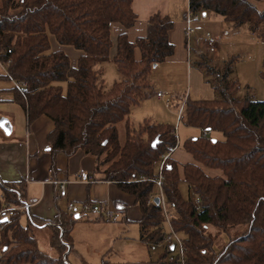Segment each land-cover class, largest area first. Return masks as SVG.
I'll return each mask as SVG.
<instances>
[{
	"label": "trees",
	"instance_id": "1",
	"mask_svg": "<svg viewBox=\"0 0 264 264\" xmlns=\"http://www.w3.org/2000/svg\"><path fill=\"white\" fill-rule=\"evenodd\" d=\"M132 4L133 0H0V61L8 78L26 84L16 90L15 101L26 110L28 123L41 116L53 122L47 135L52 160L59 153L70 157L77 151L94 157V174L134 197L141 212L140 240L157 245L169 231L151 180L156 177L155 164L175 145L173 127L149 121L137 127L126 124L121 145L117 125L150 91L153 67L173 55V24L154 13L147 19L144 38L130 42L125 32L119 34L112 63L121 80L104 90L102 65L109 61L112 47L110 26L131 28L137 22ZM188 6L193 13H211L235 28L246 26L264 43V8L259 10L249 0H188ZM49 37L82 53L75 67L63 51H52ZM198 66L215 92L213 100L186 98L182 116L186 127L210 132L182 144L196 162L182 166L183 182L199 207L190 196H182L178 165L167 159L161 188L169 221L185 245L186 264H264V101L235 97L239 85L232 78V58L219 69L203 55ZM261 68L264 81V57ZM213 133L223 139H215ZM200 165L222 176H207ZM24 196V182L0 179V210L23 206ZM22 213L16 210L0 219V264H70L75 217L58 211L46 224L54 252L50 256L38 248L32 229L44 222L29 217L22 224ZM223 235L227 242L216 249ZM167 264H177V257Z\"/></svg>",
	"mask_w": 264,
	"mask_h": 264
},
{
	"label": "crops",
	"instance_id": "2",
	"mask_svg": "<svg viewBox=\"0 0 264 264\" xmlns=\"http://www.w3.org/2000/svg\"><path fill=\"white\" fill-rule=\"evenodd\" d=\"M186 1L188 4V0H133L132 9L137 16V22L125 31L117 23L110 26L112 47L108 62L112 63L119 34L125 32L130 42H134L137 38H144L147 33V19L154 13L169 17L173 24L169 32V41L174 47L173 55L153 67L148 77L151 89L140 103L131 109L124 121V128L126 124L134 127L130 120L143 105L148 106L154 100L164 101L156 97L157 93L166 95L165 100L168 101L169 107H165L167 112L174 116L177 115L184 98L206 101L215 99L212 86L199 71L201 69L198 64L202 54L211 61L214 67H218L222 62L233 57L231 50L238 49L245 40L250 42L247 35L250 33L246 28H235L230 23L224 22L221 17L203 12L194 34V40L198 41L199 45L192 48L193 43L191 42L190 65L188 66L183 21ZM204 32L210 33L216 40L212 50L207 51L202 44ZM49 41L52 51H63L68 56L70 65L75 67L82 53L72 47L59 45L53 37H49ZM135 59H140L139 50L135 51ZM102 71L104 73L103 65ZM15 94L16 89L12 86L11 80L0 68V122L3 121L10 128L9 134H6L0 127V179L7 183L18 181L25 183L23 199L25 208L20 210L23 212L20 222L28 223L29 217L44 222L32 228L36 238L41 231L45 230L48 234L46 224L55 218L58 211L68 213L67 204L69 202L75 205L85 201L95 204L107 203L115 213L111 221L92 216L75 218L76 223L71 232L73 249L69 254L70 257H74L71 260L67 257V261L70 264H92L90 259L95 257L99 264H167L175 256L173 244L163 241L152 245L140 240L141 212L134 197L121 191L116 183L100 180V174H94V157L83 151H77L70 157L59 153L52 160L47 135L54 128L53 122L41 116L29 124L26 110L15 101ZM171 108L176 111H171ZM143 115L137 126L144 121H149L154 124H167L174 129L171 119L165 117L162 120V113L156 109L154 112L150 111L149 114L145 112ZM188 130H197L199 133L189 135L186 134ZM201 132V129L185 126L180 144L182 145L188 139H196L201 136ZM212 136L215 139H221L218 133H213ZM179 146L170 158L178 165L179 189L182 196L184 198L190 196L193 200L195 197L189 193L188 185L183 182L182 166L196 162L185 150L177 153ZM200 167L205 173L204 167ZM80 174L89 183L72 182ZM60 182H69L66 185L67 191L64 198L58 195V183ZM183 190L187 196L183 195ZM117 220L120 221L116 222ZM80 226L83 228V234L77 231ZM116 244L118 246L114 249ZM136 251H143L144 255L136 257Z\"/></svg>",
	"mask_w": 264,
	"mask_h": 264
},
{
	"label": "rangeland",
	"instance_id": "3",
	"mask_svg": "<svg viewBox=\"0 0 264 264\" xmlns=\"http://www.w3.org/2000/svg\"><path fill=\"white\" fill-rule=\"evenodd\" d=\"M249 1L253 2L259 10H262L264 8L263 0H259L257 2L255 0H249ZM159 4H161V2H159ZM187 6H188V4L186 1L185 12L187 10ZM241 28L242 29L246 28V26H242ZM247 35H248V39L250 40V42L245 40L244 44L242 46L238 47V49H236L234 51L231 50V52H232L231 55L233 56L232 61H233V65H234L232 78L235 79L236 83L239 85V89H238L237 93L235 94V97L243 98L245 96H248L252 100L264 101V81L259 77V72L262 69L261 68L262 58L264 56V43H261L260 41H258L257 38H255V36H253V34L252 35L247 34ZM192 43H193L192 48H195L197 45H199V42L194 40V35L192 38ZM200 46H201V43H200ZM207 51H209V50L207 49ZM202 55H204V54H202ZM228 60H226L225 62H222L221 65H219L216 68L223 69L222 68L223 65ZM103 67H104V73L102 75L103 89L109 90L115 82L119 81L120 76H119L118 72L116 71L114 64H112L111 62L104 63ZM197 69L199 70V68H197ZM199 71L202 73L203 77H205V74L201 70H199ZM168 99H169V97H168ZM152 103L148 106L143 105L142 108H139V110H137V112L132 116L130 121H131V123H133L134 127H137V124L141 122L140 120H142V116H144L143 114H145V112H148V114H149L150 111L154 112L155 109L162 113V115H163L162 120H164L165 117H169L171 119V122L173 123L172 125L173 126L176 125V121H177L176 115L174 116L173 114H170L167 112L164 101L157 102L154 100V102H152ZM171 111L175 112L176 110L174 108H171ZM145 118H146V116H145ZM184 127L185 126L183 125V122H181L179 124V131H178L179 144H180L181 138L183 136L182 134L184 131ZM117 132H118L119 143L121 145H123L125 142V134H126L125 128H124V122L119 123L117 125ZM198 133L199 132L197 130L186 131V134H189V135H197ZM220 138L223 139L221 135H220ZM182 150H184V149L182 148V145L180 144L177 153H179ZM156 164H155V168H156V173H157ZM103 169H105V166H102L100 168V170H103ZM204 169H205V174L207 176H210V177L211 176H222V172L219 170H211V169H208L205 167H204ZM182 192H183L184 196H187V193L184 190ZM118 221H120V220H117L116 222H118ZM77 229H78L77 231L79 232V234H83V228L81 226H80V228H77ZM130 230H131V228H130ZM36 240H37L38 248L40 250H42L43 252L47 253L50 256H54V252L47 245L48 234L45 230L41 231L37 235ZM218 241H217L218 243L216 245V249L218 248V246H221L225 242H227V236L223 235ZM117 246L118 245L116 244L114 249H116ZM143 255H144L143 251H136V253H135L136 257H142ZM174 255H175V257H177L176 251H175ZM72 257H74V256H72ZM72 257H70V255H69L68 256L69 260H71ZM90 260H91L92 264H99L95 257H91Z\"/></svg>",
	"mask_w": 264,
	"mask_h": 264
},
{
	"label": "built area",
	"instance_id": "4",
	"mask_svg": "<svg viewBox=\"0 0 264 264\" xmlns=\"http://www.w3.org/2000/svg\"><path fill=\"white\" fill-rule=\"evenodd\" d=\"M201 18V12L198 13H193L189 6H187V10L184 15V39H185V44H186V52H187V64L188 66L190 65V53H191V42L193 35L195 34V31L197 29V24ZM202 44L205 47V49L212 50L214 45L216 44V40L211 36L210 33L204 32L203 37H202ZM0 68L4 71L6 76H8L6 65L3 64L0 61ZM10 79V78H9ZM11 83L12 86L18 90L21 91L26 87V84L24 82H17L12 79ZM165 94L162 93H157L156 97L159 98L160 100H164L165 106L169 107L168 101H165ZM185 100L186 98L183 99L181 102L177 115H176V125L174 126V129L172 130L171 134L173 135L175 139V145L171 146L168 148L167 152L163 154L160 158V160L157 162V173L156 177L152 179L151 181L155 184V186L158 189L159 192V203L162 207L165 223L167 226V229L169 231V235L166 236L164 239L165 242L167 243H172L174 250L177 253V264H186V248L181 240V238L173 231L170 221H169V216L167 214L166 210V205H165V200L164 196L162 193V182L164 180L163 176V168L164 164L167 159H169L172 155V153L177 149L179 146V141H178V127L179 124L182 122V116L184 114L185 110ZM201 136L203 137H208L210 136V132L206 130H202ZM142 180H145L142 178ZM72 182H85L89 183L86 179L82 177V175H78L77 179ZM69 182H60L58 183L59 188H58V195L62 198L66 197V185ZM194 205L198 208L199 207V201L197 198L193 200ZM25 208V206H20V207H13V208H6V209H1L0 210V219H8L11 217L16 210H21ZM67 212L71 215L74 216L75 218H86V217H100L104 221H111L114 219L115 213L114 211L110 208V206L107 203L103 204H95V203H81L79 205H75L74 203L69 202L67 204Z\"/></svg>",
	"mask_w": 264,
	"mask_h": 264
},
{
	"label": "water",
	"instance_id": "5",
	"mask_svg": "<svg viewBox=\"0 0 264 264\" xmlns=\"http://www.w3.org/2000/svg\"><path fill=\"white\" fill-rule=\"evenodd\" d=\"M0 127L3 129V131H4L6 134H9V132H10V128H9L7 125H5V124L3 123V121L0 122ZM212 141L215 142V140H212ZM156 143H157V140H155V141L151 144V146H152V147H155ZM155 202H156V203H159V199L156 198V199H155ZM4 220H5V219H4Z\"/></svg>",
	"mask_w": 264,
	"mask_h": 264
}]
</instances>
